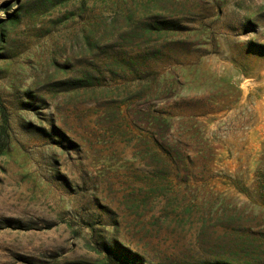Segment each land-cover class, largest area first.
I'll return each instance as SVG.
<instances>
[{"label":"rangeland","instance_id":"obj_1","mask_svg":"<svg viewBox=\"0 0 264 264\" xmlns=\"http://www.w3.org/2000/svg\"><path fill=\"white\" fill-rule=\"evenodd\" d=\"M0 264H264V0H0Z\"/></svg>","mask_w":264,"mask_h":264}]
</instances>
